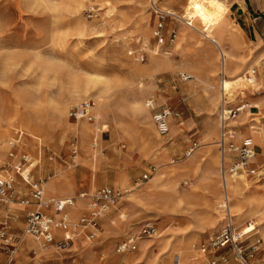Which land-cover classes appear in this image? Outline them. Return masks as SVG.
<instances>
[{"label": "rangeland", "instance_id": "obj_1", "mask_svg": "<svg viewBox=\"0 0 264 264\" xmlns=\"http://www.w3.org/2000/svg\"><path fill=\"white\" fill-rule=\"evenodd\" d=\"M153 1L158 9L175 13L165 21L166 48H157L153 36L151 0H0V172L14 180L11 202L0 203V222L7 221L15 237L12 255L0 253V260L207 264L216 258L219 264H237L230 256L227 262L220 260L222 251L199 249L224 223L217 146L221 59L220 50L205 35H223L222 48L230 53L225 55L229 69L224 76L245 91L227 97L228 105L242 99L251 105L230 121L236 136L240 129L250 131V125L264 136V109L258 102L264 98V87L255 88L243 78L253 69L252 77L261 83L264 59L257 66L252 53L240 57L247 46L241 30L225 17L219 30L218 8L192 2L200 17L195 21L186 19V0ZM206 23L211 26L208 33L194 29L202 30ZM172 29L176 37L169 42ZM136 55H143V62ZM182 73L192 76L182 80ZM214 91L217 100L207 106ZM161 106L174 112L166 136L158 135L151 120ZM78 108H87L93 119L69 116ZM191 140L197 148L181 157ZM10 152L31 157L30 176L45 187V199H72L74 204L64 211L70 221L88 211L89 196L97 189L108 186L121 192L101 216L93 239L80 234L66 251L27 240L23 228L31 206L17 199H30V187L13 170L16 158ZM210 157H215L214 174L203 180L199 168ZM183 162H189V168L180 172L177 165ZM258 174L245 180L260 179L259 197H252L255 188L242 183L233 196L229 185L235 226L253 229L244 236L247 242L261 239L251 264H264V166ZM145 221L155 223V235L139 240L133 252L117 253L116 244ZM248 222L252 226L244 228Z\"/></svg>", "mask_w": 264, "mask_h": 264}, {"label": "built area", "instance_id": "obj_2", "mask_svg": "<svg viewBox=\"0 0 264 264\" xmlns=\"http://www.w3.org/2000/svg\"><path fill=\"white\" fill-rule=\"evenodd\" d=\"M151 7L155 13V23L153 28V36L157 41V48H166L165 44V21L169 17H175V13L169 10L158 9L155 2L151 0ZM188 24L191 22L188 21ZM176 37L175 31L172 29L168 34V41L172 42ZM165 51V50H164ZM167 52V51H165ZM137 61L144 60L143 55H136ZM223 60V54L221 53ZM223 75V74H222ZM182 80H188L191 75L188 73L181 74ZM223 79V76H222ZM228 93L222 89V97L219 104L218 115V138L217 146L220 154L219 163V182L223 192V212L224 223L221 229L208 237L207 242L201 244L200 251H222L220 260L227 262L228 257H232L237 264H251V260L255 257L261 240L258 238L251 243L244 242V236L250 232L235 226L233 222V214L228 208V180L233 177L244 176L246 179H254L259 177L258 169L254 163L255 149L250 138L243 139L240 143H235L233 137V125L230 121L234 120L240 111L246 106L243 102L231 107L227 100ZM149 105L151 102L149 101ZM173 113L169 107L161 106L153 111L151 120L154 124L156 132L159 136L168 135L171 127V119ZM175 115V114H174ZM69 116L74 118H85L92 120L87 108L71 109ZM197 148V143L191 140L189 146L183 151L181 157H189ZM10 157L16 158L12 168L16 174L29 184L30 199L18 198V203L31 206L25 214V222L23 233L34 238L39 245H54L60 250H65L78 235L83 234L87 239L91 240L96 236L99 229V220L101 216L109 209L111 205L116 203L121 197V192L111 187L105 186L97 189L89 196V209L83 213L76 221H70L64 215L66 207L74 204L70 198H44L43 184L40 180L31 178L28 167L31 163V157L26 153L15 155L9 153ZM174 162V160H173ZM152 169V168H151ZM152 170H155L154 168ZM148 178V173H144L142 179ZM14 190V180L11 177L0 176V203L7 204L11 202ZM54 210L59 214L56 216L48 211ZM155 223L145 221L140 225L136 232L129 233L125 238L118 242L115 246L117 253L133 252L137 249L139 240L143 238H151L155 235ZM248 224H250L248 222ZM9 224L7 221L0 222V253L12 255L14 249V238L8 232ZM61 232V235H58ZM0 264H9V260H0ZM207 264H219V260L212 258Z\"/></svg>", "mask_w": 264, "mask_h": 264}, {"label": "crops", "instance_id": "obj_3", "mask_svg": "<svg viewBox=\"0 0 264 264\" xmlns=\"http://www.w3.org/2000/svg\"><path fill=\"white\" fill-rule=\"evenodd\" d=\"M192 2L196 3V4H207L208 6H212L215 9L218 8V11H220V12L217 16V21L215 20V22H217V26L219 27V30L222 27H224L223 26L225 24V21L223 20L224 17L235 21V23L239 26V28L241 30V36L243 37L242 39L245 41V44L247 45L246 47H244L242 49L241 53L239 54L240 57H242L248 53H252L254 55L253 56L254 59L252 60V63L255 65H257L258 61L264 59V0H186V3L184 5V9L185 10L190 9L187 13V16H188L187 18L192 19L194 17L195 18L194 20L197 21L200 19V17L197 14H195V12H193L194 10L191 6ZM209 31H211V26L209 23H206V25L202 29V32L208 33ZM220 34H221V32H220ZM221 36L222 37L220 39L223 41L220 42V44L217 41L213 43L220 50L219 51L220 59H221V53L223 54V52H225L228 57L230 56V53L227 50H223V48H222V46L224 44V38H223L222 34H221ZM223 57H224V59L220 60V69H221L220 72L223 74V75H221V77L223 76V79H224L225 78L224 72L229 69L228 68L229 64L227 63V65H224V61L227 60V58L224 56V54H223ZM241 63L242 62H240V64ZM234 65L237 69H240V66L237 65V63H235ZM257 66H259V65H257ZM246 70H248V69H246ZM251 73L254 74L253 69H251ZM238 75H240V74H238ZM228 78H233V77H228ZM262 78H264V71H262ZM256 80H257V76H256ZM256 83L260 86V88L264 87V80H262L261 83L257 80ZM259 90H258V94L260 93ZM241 92L245 93V91H241ZM248 92L251 93V91H248ZM220 94L222 97V91L220 92ZM251 94L257 95L255 93H251ZM210 97H211V100H208V102H206L207 106L215 103V101L217 100L216 92L215 91L212 92ZM243 101L244 100L242 99L239 102H237L236 104H231L229 106L234 107V106L238 105V103L243 102ZM258 102L260 105L259 107L261 109H264V98H261ZM244 104H246V106L240 111L241 114H244L245 111H247V110H244L246 107H251V105L248 104L247 102H244ZM252 107L255 108L258 106H257V104H253ZM260 108H259V110H260ZM249 128L251 129L250 131H246L245 129H240L238 132V136L235 135V131L233 129L232 139L234 142H241L242 139L247 138V137L251 139V141L253 142V145H254V149H255L254 163H255V166L257 168H260L261 166H264V136L260 135L261 133L258 131L260 129H257L256 126L250 125ZM256 149H257V151H256ZM196 154H197V152L195 153V155L191 159H189V162H191L196 157ZM214 158L215 157H213V158L210 157L209 158L210 160H207L206 164L201 165V167L199 168V173H202L201 178H203V180H208L209 176L211 174H214V171L211 170V168L214 164V160H213ZM189 162H183V163L177 165V169L180 170V172L187 170L189 168ZM197 166L198 165H196L193 168L195 170V173L197 172V170H196ZM199 173H197V174H199ZM236 180H238V179H236ZM259 180L260 179L253 180V181H248V180L246 181L245 179L242 181L238 180L237 189L235 190L233 196L235 195L236 192L239 191L241 183L245 184L243 186L255 188L253 190V192L251 193L252 197L261 196V194L256 189L257 186L261 185V183L257 184V182ZM231 181H234V180H231ZM44 189H45V187H43V193H44ZM44 195H45V193H44ZM184 195H186V194H184ZM202 196L203 195H201V194L199 196L198 200H200V202L203 198ZM20 210H23V209H20ZM234 214H235V212H234ZM258 238L260 239V237H255L254 239L256 240ZM250 239H252V238H250ZM246 240H247V238L244 237L245 243H251V242H247ZM36 243H38V242H36ZM203 260H204V258L202 257V261Z\"/></svg>", "mask_w": 264, "mask_h": 264}, {"label": "bare ground", "instance_id": "obj_4", "mask_svg": "<svg viewBox=\"0 0 264 264\" xmlns=\"http://www.w3.org/2000/svg\"><path fill=\"white\" fill-rule=\"evenodd\" d=\"M186 19H189V18H186ZM194 29H196V30H197L198 32H200V33H203L202 30H201L198 26H195ZM205 37L208 38L212 43H214V42L217 41V42L220 44V42L223 41V40L220 39L221 36H213L212 34H207V35H205ZM222 52H223V51H222ZM223 54H224V56L227 55L225 52H223ZM225 57H226V56H225ZM260 62H261V60L257 62V64H258L259 66H260ZM224 65H227V61H226V60L224 61ZM243 76H244L243 78L248 79V80L250 81V84L253 85L255 88H256V87H259V85L256 83V81H257L256 78H253V77H252V74H251L250 71H247L246 73H244ZM220 87H221V89H224V91L228 93V97H231L232 95H234V92L237 91V90H238V93H240L241 91H244L243 88H240V87H239V88H235V86L229 84V82H228V80H226V78H224V79L221 80V82H220ZM96 116L98 117V115H96ZM81 127L83 128V131H85L86 128H87L85 125H83V126H81ZM95 129H96V128H93L92 132H94ZM85 132H86V131H85ZM4 142H5V141H4ZM0 176L5 177L1 172H0ZM240 177H241V178H240ZM236 179L242 181V180L245 179V177H244V176H238V177L230 178V179L228 180V188H229V185H230V187H231V189H232L233 192H235V190L237 189L238 180H236ZM231 180H234V181H231ZM246 181H247V180H246ZM43 195H44V193H43ZM45 197H46V196L44 195V198H45ZM60 199H64V198H60ZM222 200H223V199H222ZM222 206H223V202H222ZM228 208H229V210H230V212H231L230 196H229V193H228ZM222 211H223V209H222ZM51 212H52L53 214H55L56 216L59 214L58 212H56V211H54V210H51ZM231 213H232V212H231ZM232 214H233V213H232ZM233 215L235 216V214H233ZM251 226H252V223H250V224H246V225H244L243 227H244V228H250ZM27 239L29 240L30 237L28 236ZM30 240H31V239H30ZM38 245H39V244H38ZM203 258H205L204 255H203Z\"/></svg>", "mask_w": 264, "mask_h": 264}]
</instances>
